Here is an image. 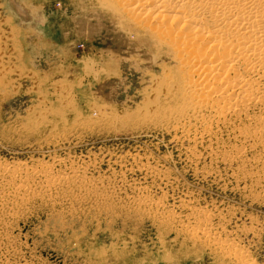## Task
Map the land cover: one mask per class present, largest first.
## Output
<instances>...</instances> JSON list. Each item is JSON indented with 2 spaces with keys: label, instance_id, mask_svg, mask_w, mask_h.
I'll use <instances>...</instances> for the list:
<instances>
[{
  "label": "rangeland",
  "instance_id": "obj_1",
  "mask_svg": "<svg viewBox=\"0 0 264 264\" xmlns=\"http://www.w3.org/2000/svg\"><path fill=\"white\" fill-rule=\"evenodd\" d=\"M114 9L0 0V264H264V106L168 101Z\"/></svg>",
  "mask_w": 264,
  "mask_h": 264
},
{
  "label": "bare ground",
  "instance_id": "obj_2",
  "mask_svg": "<svg viewBox=\"0 0 264 264\" xmlns=\"http://www.w3.org/2000/svg\"><path fill=\"white\" fill-rule=\"evenodd\" d=\"M103 1L127 25L167 49L170 64L162 66L160 85L168 101L199 115L216 111L218 118L239 115L255 103L264 106V0ZM203 234L211 240L208 231ZM231 250L240 264H252Z\"/></svg>",
  "mask_w": 264,
  "mask_h": 264
}]
</instances>
